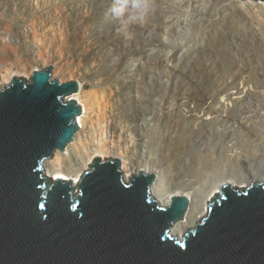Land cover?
<instances>
[{
  "label": "water",
  "instance_id": "water-1",
  "mask_svg": "<svg viewBox=\"0 0 264 264\" xmlns=\"http://www.w3.org/2000/svg\"><path fill=\"white\" fill-rule=\"evenodd\" d=\"M52 68L0 91V264H264V184L220 187L178 240L170 229L189 201L159 205L154 174L124 181L118 159L97 157L75 187L46 177L43 163L72 142L82 113L78 82L60 84Z\"/></svg>",
  "mask_w": 264,
  "mask_h": 264
},
{
  "label": "rangeland",
  "instance_id": "rangeland-1",
  "mask_svg": "<svg viewBox=\"0 0 264 264\" xmlns=\"http://www.w3.org/2000/svg\"><path fill=\"white\" fill-rule=\"evenodd\" d=\"M20 1L9 0L15 13L11 9H6L0 14V36L2 35L0 64L11 68L13 73L18 72L24 65L26 67L23 68L27 72L34 71L33 68L41 70L51 66L53 67L52 79H56L60 84L70 81L78 82L82 93L88 97L89 103L93 104L90 105L92 108L94 106L93 112H96V109L100 110L97 115V112H94V117H104L110 112L121 113L129 125L133 129L136 128L134 135L135 138L138 136L137 143L143 145L145 151L150 149L147 154H152L151 161H154L153 163L159 169L161 168V171L165 167L166 149L170 151L172 146L167 138L168 133L177 131L179 135L185 134L182 123L174 124L172 121L184 89L188 93L194 92L199 96L208 93V95H214L215 99L235 91L234 88L243 87L249 92L262 90L260 87L264 84V75L260 74L259 70L256 29L252 22L242 15L239 18L241 21L245 20L246 24L244 28L237 29L234 23V5L230 0H153L154 9L148 22L136 27L130 34L121 32L115 22L106 15L110 0H54L53 4L44 10L51 18L56 15L59 19H64V23L69 26L66 33L61 35L62 39L55 45L56 55L45 65L40 58L42 56L45 59L46 55L50 54L47 48L52 39L54 25L53 23L49 25L46 32L38 33L36 38V34L34 35L36 18L31 15L17 14ZM82 8L83 11L79 15L78 9ZM76 15L83 19L74 21ZM39 16L41 19V15ZM25 25L31 29L26 38L22 39L20 34L14 35L18 30L22 32L20 28ZM24 28L28 30L27 27ZM48 37L51 39H47ZM16 38H19L18 42ZM3 40L8 41L3 42ZM31 53L36 55L35 58L31 57ZM17 57L19 58L16 59ZM30 77L22 75L20 78L28 82ZM189 81L194 82L193 87ZM99 97H102L103 101L99 102L100 108L97 107ZM249 99L250 105L242 108V112H248L246 116L253 115L252 112L258 108L264 109V105L261 106L257 98ZM260 113L264 118V110ZM169 116H171L170 119ZM263 120H259L260 126L255 131L243 126L239 131L238 142H234L235 146L229 147L230 149L225 152V157H229L230 161L226 164L220 161L221 165L217 162L208 168L204 167L207 176H215L219 171L218 168L225 165L229 167V172L233 176L238 174L239 169H243L244 174L248 173L247 163L236 164L234 161L237 159L236 156H244L251 152L253 143L258 142V136L264 137ZM232 123L234 121L229 120L228 124ZM214 152L218 153V150L215 149ZM164 169L165 184L169 187L179 173L173 171L174 167L170 170ZM204 179L206 180L207 177ZM205 216L196 224H199Z\"/></svg>",
  "mask_w": 264,
  "mask_h": 264
},
{
  "label": "bare ground",
  "instance_id": "bare-ground-1",
  "mask_svg": "<svg viewBox=\"0 0 264 264\" xmlns=\"http://www.w3.org/2000/svg\"><path fill=\"white\" fill-rule=\"evenodd\" d=\"M28 6L34 8L37 5L29 4ZM78 10V13L80 15V13L83 11V8ZM73 14L75 15V13ZM77 15L74 17V21H80L83 19V17H77ZM50 19L51 24L53 23L54 25V29H52L53 32L51 33L52 39L49 37L47 38L49 40L51 39V42H49V45L51 46L49 47L48 45L47 48L48 50H50V54L48 55L46 52L48 56L46 55V58L44 57L45 59H43L42 56L40 58V55H38V58H40V61L43 63V65L48 64L50 62L49 59L56 55V51L54 50L55 45L58 44V41H60V39H62L61 37L66 33V29L69 26L64 23V19L61 20L59 19V17H56V15L55 17L53 16V18ZM23 30L25 32L20 33L18 30V32H16V34L14 35L19 36L18 34H20V36L23 37L22 39H24V37L26 38V35L29 31L26 30L24 27ZM255 34L258 37V39L256 40L258 49H256L257 55L259 57L258 62L260 61L259 70L260 74L264 75V16H262V18L260 19L259 26ZM34 40L36 41V38ZM5 41L3 40V42ZM14 41L16 42V40ZM68 43L70 44V42ZM1 54L2 52L0 53V55ZM35 56L36 55H34V53H31V57L35 58ZM18 58L19 57H17L16 59ZM17 62L18 60L16 61V63ZM23 67L25 68L26 65H24ZM23 67L20 68L18 72L13 73V71H11V68L5 67V65H2V63L0 64V91L6 88L11 83L10 81L13 77H21L22 75H32V70L27 72ZM33 70H36V68H33ZM189 84L192 85L191 87L194 86L193 81H189ZM79 88V91L72 96V98L77 100V102L81 106L82 113L77 119L79 130L77 131L72 142L66 146L63 152H54L53 158L48 159L43 163L44 173L46 177H49L52 180L60 179L62 181H71V185L75 187L76 184H78L79 182L80 175L83 172L87 171V169L89 168L88 165H92V160L97 157L101 158V161H103V158L105 157L111 159H118L120 161V168L123 172L124 181L130 179L131 174L135 176H137L140 172H143L144 174H154L155 181L150 188V194L153 200L157 201L159 205L163 207H168L170 205L171 197L174 196H183L186 197L189 201L188 210L186 211L183 218L173 224L170 229V236L178 240L182 239L186 232L192 229L195 226L196 222L202 219L205 214H207L208 205L209 203H211L212 199L218 194L220 187L225 185H231L234 189L244 190L251 186L253 183L264 184L263 136H258V142L253 143L252 150L249 154H245L244 156H236L237 159L235 158L236 161L234 162L236 164H239L240 162L247 163L246 167L248 173L244 174L245 172L242 171L243 169H239L238 174H235L236 176H233L231 172H229V167L225 165L221 168H218L219 171L215 174V176L211 177L209 175L207 176V173H205L204 168H208L209 166H212L213 164L220 161H222V163L225 162V164L227 163V161H230L228 159L229 157H225V152L227 151V149H230L229 147L235 146L234 142H238V140L240 139L239 131L243 128V126H246L247 129L252 131H255V129L259 128V120L264 119L262 117V114L260 113V115L259 112L264 109L258 108V110H256L255 112H252L254 113L253 115L246 116L245 114H248V112H242V108L250 105V97L257 98L258 103L261 104V106L264 105V84L260 87V89L262 90H259V92H249L243 87L240 89L234 88L233 90L235 91H232L224 96H220L219 99H215L216 97L214 95H208V93L199 96L196 95L194 92L188 93V91L184 89V92L178 100L179 103L172 117V121L174 122V124L182 123L183 127H185L182 128L185 130V134L179 135L177 131H175L174 133L170 132L171 134L168 133L167 138L168 141L172 143V146L171 148L168 146L170 148V151H168L169 149H166L167 153H165L164 155L166 162L163 161L165 163L164 168L170 170L172 167H174L175 170L173 171L179 173L178 176L174 177L175 179L173 181V184L169 187L167 186V184H165V169L162 168L161 171V168L159 169L157 165L153 163L154 161H151V159H153L152 154H147V151L149 152L150 149H147V151H145L143 145H139L137 143L136 138L138 136H136L135 138L134 135V129L136 128L133 129L131 125H129V123L122 117L121 113L113 114L110 112V114L108 113L109 115H105L104 117H94V106L93 108L92 106H90L93 104H90L88 101V97L82 93L80 84ZM81 99H85V101H81ZM101 101L102 97H99V100H97L98 108L101 107L99 104V102ZM96 112L95 113L97 115L100 113V110L96 109ZM170 117L171 116H169V119ZM229 120L234 121V123L228 124ZM144 122H146V120ZM146 130L147 129H145V131ZM153 132L154 131L152 130V133ZM215 149L218 150V153L214 152ZM214 154L216 155L214 156ZM206 177L207 179L205 180L204 178Z\"/></svg>",
  "mask_w": 264,
  "mask_h": 264
},
{
  "label": "built area",
  "instance_id": "built-area-1",
  "mask_svg": "<svg viewBox=\"0 0 264 264\" xmlns=\"http://www.w3.org/2000/svg\"><path fill=\"white\" fill-rule=\"evenodd\" d=\"M64 1V0H63ZM62 1V2H63ZM232 4L234 5V12L235 13V20L234 23L237 26V29L239 28H244L245 26V20L241 21L239 17L241 15L252 22L254 28L257 30L259 26L260 19L262 16H264V2L262 1H253V0H230ZM9 8H8V5ZM37 5L34 8L29 7L28 5ZM53 4V0H21L20 3L18 4V9H17V14L19 15H31L35 20V30L34 33L36 34V38L38 33H43L46 32L48 29V26L51 25V16L47 15L46 10L49 5ZM0 14L6 10V9H11L13 13H15L14 7L10 6L9 0H0ZM12 7V8H11ZM16 8V7H15ZM46 9V10H44ZM16 10V9H15ZM12 12L9 13L12 14ZM43 14V15H42ZM46 14V15H44ZM39 15H41V19H39ZM48 18V20H47ZM39 19V20H37ZM27 27L29 32H31V29L29 26H24ZM23 33L25 32L23 30V27L20 28ZM34 29V28H33ZM39 31V32H38ZM43 31V32H42ZM35 45V44H34Z\"/></svg>",
  "mask_w": 264,
  "mask_h": 264
},
{
  "label": "clouds",
  "instance_id": "clouds-1",
  "mask_svg": "<svg viewBox=\"0 0 264 264\" xmlns=\"http://www.w3.org/2000/svg\"><path fill=\"white\" fill-rule=\"evenodd\" d=\"M153 9V0H110L106 15L121 32L130 34L148 22Z\"/></svg>",
  "mask_w": 264,
  "mask_h": 264
}]
</instances>
